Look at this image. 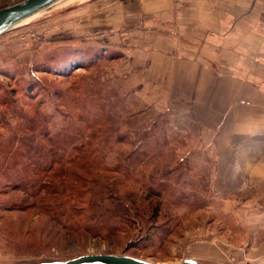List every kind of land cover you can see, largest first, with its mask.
<instances>
[{
	"label": "rangeland",
	"instance_id": "1",
	"mask_svg": "<svg viewBox=\"0 0 264 264\" xmlns=\"http://www.w3.org/2000/svg\"><path fill=\"white\" fill-rule=\"evenodd\" d=\"M160 12L78 0L0 36V264L264 260L259 92L171 72Z\"/></svg>",
	"mask_w": 264,
	"mask_h": 264
},
{
	"label": "crops",
	"instance_id": "2",
	"mask_svg": "<svg viewBox=\"0 0 264 264\" xmlns=\"http://www.w3.org/2000/svg\"><path fill=\"white\" fill-rule=\"evenodd\" d=\"M252 4L153 0L155 11H161L158 15L165 11L167 18L166 39L173 45L157 50L163 52V60H170L171 72L217 75L226 68L229 74L249 76L245 89L259 92L258 104L264 105V14L256 15L260 6L251 8Z\"/></svg>",
	"mask_w": 264,
	"mask_h": 264
},
{
	"label": "water",
	"instance_id": "3",
	"mask_svg": "<svg viewBox=\"0 0 264 264\" xmlns=\"http://www.w3.org/2000/svg\"><path fill=\"white\" fill-rule=\"evenodd\" d=\"M58 0H24L23 2L0 9V36L13 27V24L20 18L29 16ZM36 264H202L200 261L189 258L179 263H157L141 258L117 255V254H91L76 258L40 262Z\"/></svg>",
	"mask_w": 264,
	"mask_h": 264
},
{
	"label": "bare ground",
	"instance_id": "4",
	"mask_svg": "<svg viewBox=\"0 0 264 264\" xmlns=\"http://www.w3.org/2000/svg\"><path fill=\"white\" fill-rule=\"evenodd\" d=\"M78 0H58L56 1L55 3L29 15V16H26V17H22L20 19H18L14 24H13V27L18 25V24H25V23H29L30 21L34 20L35 18L41 16V14H45L44 12H46L47 10H53L55 8H60V7H64V6H67L71 3H74ZM53 12V11H52Z\"/></svg>",
	"mask_w": 264,
	"mask_h": 264
}]
</instances>
